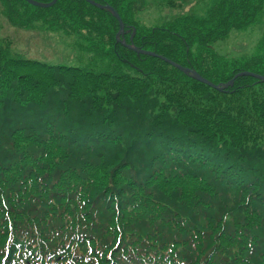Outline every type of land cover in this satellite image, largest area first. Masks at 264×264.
Masks as SVG:
<instances>
[{"label":"trees","instance_id":"16d2710c","mask_svg":"<svg viewBox=\"0 0 264 264\" xmlns=\"http://www.w3.org/2000/svg\"><path fill=\"white\" fill-rule=\"evenodd\" d=\"M90 1L123 35L85 0H0L9 27L69 41L72 60L0 39V264H264V83L219 92L137 53L214 85L264 77V33L248 58L215 49L264 24V0L155 26L144 1Z\"/></svg>","mask_w":264,"mask_h":264},{"label":"rangeland","instance_id":"374dc122","mask_svg":"<svg viewBox=\"0 0 264 264\" xmlns=\"http://www.w3.org/2000/svg\"><path fill=\"white\" fill-rule=\"evenodd\" d=\"M139 1L145 2V8L138 12L137 20L146 26H155L178 14L202 16L212 0H176L178 6L172 9L165 6L166 0ZM263 33L264 24L252 26L245 31L232 32L227 40L217 43L215 49L219 55L229 59L248 58L255 54ZM1 38L9 39L12 42L11 52L24 58L38 59L48 64L71 60L69 41L58 38L52 33L36 34L11 28L2 17H0Z\"/></svg>","mask_w":264,"mask_h":264},{"label":"water","instance_id":"95a60500","mask_svg":"<svg viewBox=\"0 0 264 264\" xmlns=\"http://www.w3.org/2000/svg\"><path fill=\"white\" fill-rule=\"evenodd\" d=\"M28 4H30L31 6H34V7H38V8H49L51 6H53L57 0H53L50 4H39V3H36V2H33L31 0H26ZM86 2L94 5L95 7L99 8V9H104V10H107L109 11L114 17L115 19L120 23V26H121V22H120V19L119 17L117 16L116 12L109 6H104V7H99L98 5L90 2L89 0H85ZM122 28V26H121ZM139 53L141 54H144V55H147V56H150V57H157V55L153 54V53H149V52H141L139 51ZM159 59H162L164 60L162 57H159ZM166 61V60H165ZM167 63H170L171 65H173L171 62L169 61H166ZM174 67H177L176 65H173ZM182 72L186 73V74H189L192 78H194L195 80L215 89V90H222L223 88H228L229 86H232L233 84V80H231L228 84H225V85H222V86H214L212 85L211 83H209L208 81L202 79L201 77H199L195 72L191 71V70H188V69H180ZM237 77H253L257 80H260L262 82H264V77H260V76H257V75H254V74H251V73H247V72H244V73H239L235 76V78ZM234 78V79H235Z\"/></svg>","mask_w":264,"mask_h":264}]
</instances>
